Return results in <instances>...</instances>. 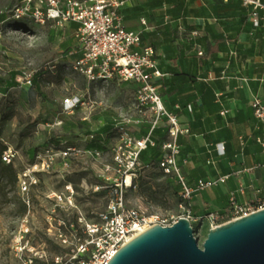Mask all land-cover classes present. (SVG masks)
Instances as JSON below:
<instances>
[{"label":"rangeland","instance_id":"rangeland-1","mask_svg":"<svg viewBox=\"0 0 264 264\" xmlns=\"http://www.w3.org/2000/svg\"><path fill=\"white\" fill-rule=\"evenodd\" d=\"M20 3L0 0V15L6 16L0 22V81L11 75L14 78L21 69L34 72L35 79L30 88L0 89V146L16 153L10 162L16 180L0 167V264H20L17 249L27 255L30 248L45 254L47 263L52 264L55 257L67 259L56 237L58 223L68 225L79 217L88 220L106 209L111 183L105 179L103 165L111 164L109 149L117 139V133L109 131L114 129L110 124L115 125L129 112L135 90L134 85L118 79L88 82L75 74L58 58L55 46L64 37L54 32V23L38 26L9 19ZM75 94L83 96L81 103L64 111L63 100ZM90 134L95 136L89 138ZM89 141L102 151L100 159L86 154L58 157L47 171L37 175L29 193L18 191L22 171L47 149L59 154L65 146L85 148ZM150 154L152 162L137 171L132 187L124 193L127 207L146 209L148 214L168 221L189 214L193 237L202 246L210 230L208 221L193 216L174 181L156 168V149ZM66 188L71 191V206L63 198L69 193ZM58 195L59 201L55 198Z\"/></svg>","mask_w":264,"mask_h":264},{"label":"crops","instance_id":"crops-1","mask_svg":"<svg viewBox=\"0 0 264 264\" xmlns=\"http://www.w3.org/2000/svg\"><path fill=\"white\" fill-rule=\"evenodd\" d=\"M117 1H126L118 9L123 26L141 30V44L153 48L157 68L166 74L158 92L165 109L187 130L178 138L176 158L186 183L225 177L223 183L192 196L188 208L193 216L222 213L231 196L238 204L264 200V154L256 142L262 127L250 106L254 97L264 103V10L256 11L259 25L254 27L252 6L243 0ZM54 28L64 37L55 46L58 58L72 69L80 57L74 38L77 24ZM12 77L0 81V89L30 88L17 86ZM131 130L143 137L148 128L143 124ZM156 136L166 140L162 131ZM89 142L84 149H98ZM153 150L142 153L144 164L152 162ZM156 152L153 159L158 161L159 149Z\"/></svg>","mask_w":264,"mask_h":264},{"label":"built area","instance_id":"built-area-1","mask_svg":"<svg viewBox=\"0 0 264 264\" xmlns=\"http://www.w3.org/2000/svg\"><path fill=\"white\" fill-rule=\"evenodd\" d=\"M243 2L252 6L250 21L257 27L259 21L256 11L264 10V5L258 0ZM125 3L117 0H21L9 13V19L14 22L30 21L40 26L51 22L60 28L69 22L77 24L74 38L80 57L73 63L72 70L88 82L118 79L134 85L135 90L132 107L114 125L117 139L109 149L111 164L103 165L107 173L105 179L111 183L106 209L93 214L88 220L79 217L75 223H58L56 237L65 249L67 259L63 261L61 256L55 257L52 264H107L121 247L140 233L154 225L171 226L179 219L168 221L158 214H148L146 209L126 205L124 193L132 187L137 171L144 168L141 155L149 149H159L160 158L156 168L163 176L175 181L180 198L187 206L195 193L225 181V177H222L198 181L194 186L186 183L176 158L179 155L178 138L186 134L187 130L177 115L163 106L158 83L166 74L158 70L153 48L141 44V30H127L123 26L118 9ZM141 23L144 24L143 21ZM34 76V72L21 69L14 80L19 87H31ZM82 97L74 95L65 98L62 109L72 111L81 103ZM250 106L254 118L262 127V134L256 142L264 154V103L254 97ZM186 109L191 111L189 105ZM131 111L134 114H128ZM143 124L147 125V133L143 137H136L131 128ZM159 131L165 133L166 140L162 141L156 136ZM15 154L8 148L2 153L1 161L10 163ZM84 154L95 159L102 157L100 149L67 146L59 154L47 149L43 156L36 158L33 165L22 171L18 178V191L22 195L29 193L37 182V175L47 171L56 158L69 159ZM239 188L242 189L241 186ZM66 191L69 193L63 198L71 206V191L67 188ZM55 198L59 201L61 195ZM261 209H264V200L238 204L231 196L228 207L222 213H210L200 219L208 221L212 229ZM183 218L189 220L190 216L187 214ZM27 251L25 255L22 249H17L20 264H48L45 254L34 252L33 248Z\"/></svg>","mask_w":264,"mask_h":264},{"label":"water","instance_id":"water-1","mask_svg":"<svg viewBox=\"0 0 264 264\" xmlns=\"http://www.w3.org/2000/svg\"><path fill=\"white\" fill-rule=\"evenodd\" d=\"M107 264H264V209L210 229L200 247L186 218L154 225Z\"/></svg>","mask_w":264,"mask_h":264},{"label":"trees","instance_id":"trees-1","mask_svg":"<svg viewBox=\"0 0 264 264\" xmlns=\"http://www.w3.org/2000/svg\"><path fill=\"white\" fill-rule=\"evenodd\" d=\"M5 19H6V16L4 14H1L0 22H3ZM4 151H5V148L3 146H0V167H2L5 172H9L13 176L14 180H16V173L12 165H10V163H8L7 165H3L4 162L1 161V155Z\"/></svg>","mask_w":264,"mask_h":264}]
</instances>
